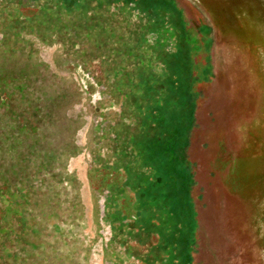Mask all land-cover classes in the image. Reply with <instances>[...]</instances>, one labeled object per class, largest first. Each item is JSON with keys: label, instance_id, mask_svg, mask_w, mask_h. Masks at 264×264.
Here are the masks:
<instances>
[{"label": "rangeland", "instance_id": "rangeland-1", "mask_svg": "<svg viewBox=\"0 0 264 264\" xmlns=\"http://www.w3.org/2000/svg\"><path fill=\"white\" fill-rule=\"evenodd\" d=\"M208 23L177 0H82L72 11L0 0V189L35 221L17 241L7 213L16 257L5 264H181L155 233L137 236L135 214L152 174L136 149L140 119L178 69L193 115L189 263L245 264ZM140 80L159 84L146 93Z\"/></svg>", "mask_w": 264, "mask_h": 264}, {"label": "water", "instance_id": "water-1", "mask_svg": "<svg viewBox=\"0 0 264 264\" xmlns=\"http://www.w3.org/2000/svg\"><path fill=\"white\" fill-rule=\"evenodd\" d=\"M207 20L245 264H264V0H177Z\"/></svg>", "mask_w": 264, "mask_h": 264}, {"label": "trees", "instance_id": "trees-1", "mask_svg": "<svg viewBox=\"0 0 264 264\" xmlns=\"http://www.w3.org/2000/svg\"><path fill=\"white\" fill-rule=\"evenodd\" d=\"M18 1L23 3L24 0ZM55 1L62 9L72 11V8H78L82 0ZM10 28L15 29L17 26ZM177 73L174 77L162 78L160 89L164 91L167 89L165 95L162 92L161 95L158 93L151 97V105L146 106L143 118L140 119L142 132L137 137L136 149L152 174L150 179L146 178L145 186L137 188L138 205L135 214L140 227L136 233L137 236L142 231L150 236L155 233L159 238L158 247H162L168 257L171 258L176 253L181 264H190V252L194 244L197 223L196 210L189 196L194 183L192 169L185 149L193 115L185 88L188 75L183 69L181 71L178 69ZM115 79L112 84L117 82ZM158 80H153L151 84L146 80H140L137 84L142 91L149 93L151 87L152 90H156L154 85L159 84ZM0 196V202H3L0 204V264H5L8 256L16 257V252L13 255L7 254L6 241L9 236L7 213L13 216V224L18 234L17 241L28 235L27 228L32 229L35 221L26 216L24 208L28 202L19 200L20 194L10 192L8 189L3 192L0 189ZM29 220H32V223Z\"/></svg>", "mask_w": 264, "mask_h": 264}]
</instances>
